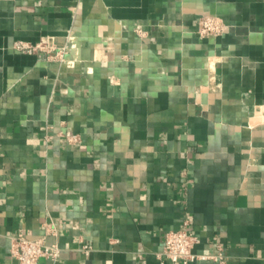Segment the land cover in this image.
Returning a JSON list of instances; mask_svg holds the SVG:
<instances>
[{
  "label": "crops",
  "instance_id": "1",
  "mask_svg": "<svg viewBox=\"0 0 264 264\" xmlns=\"http://www.w3.org/2000/svg\"><path fill=\"white\" fill-rule=\"evenodd\" d=\"M186 221L197 253L264 264V0H0V264L47 222L39 264H171Z\"/></svg>",
  "mask_w": 264,
  "mask_h": 264
},
{
  "label": "built area",
  "instance_id": "2",
  "mask_svg": "<svg viewBox=\"0 0 264 264\" xmlns=\"http://www.w3.org/2000/svg\"><path fill=\"white\" fill-rule=\"evenodd\" d=\"M227 28L225 21L216 15L201 16L198 20L197 34L201 37L220 36ZM138 32L143 30L138 27ZM13 48L21 53L35 54L41 59L48 61L65 62L70 48L58 46L53 39H41L31 42L18 39ZM68 140L75 142L79 140L78 135H68ZM44 235L38 238L27 237L24 233L12 237L10 254L17 264H39L40 259L45 258L53 262L61 255L62 248L58 243V229L53 222L44 225ZM53 237V240H49ZM199 237L188 229L187 221L179 229L169 230L165 237L162 255L171 264H189L196 261H211L212 264H227V254L219 248L216 253H197L195 247ZM88 249V245L83 246Z\"/></svg>",
  "mask_w": 264,
  "mask_h": 264
}]
</instances>
